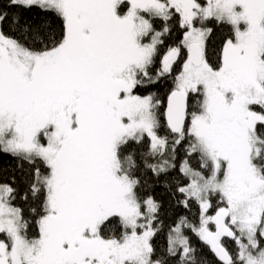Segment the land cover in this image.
<instances>
[{"label": "snow or ice", "instance_id": "snow-or-ice-1", "mask_svg": "<svg viewBox=\"0 0 264 264\" xmlns=\"http://www.w3.org/2000/svg\"><path fill=\"white\" fill-rule=\"evenodd\" d=\"M0 159V264H264V0H0Z\"/></svg>", "mask_w": 264, "mask_h": 264}, {"label": "trees", "instance_id": "trees-1", "mask_svg": "<svg viewBox=\"0 0 264 264\" xmlns=\"http://www.w3.org/2000/svg\"><path fill=\"white\" fill-rule=\"evenodd\" d=\"M215 43H218V37H217V40L214 41V44ZM162 94H163V92H162ZM11 163L12 162L9 160L0 159V181H5V180L9 179L10 172L6 171V170L10 168ZM193 212L195 213L196 209H193ZM193 239L195 241V238H193ZM196 242L198 243V241H196ZM158 243L163 244L164 239L161 237L158 240ZM203 252L207 256V258L211 262V264H215L214 257L212 256V254L210 253V251L206 247H203Z\"/></svg>", "mask_w": 264, "mask_h": 264}]
</instances>
